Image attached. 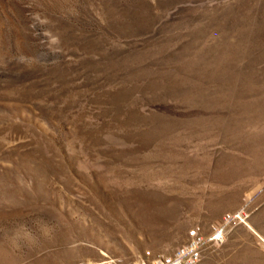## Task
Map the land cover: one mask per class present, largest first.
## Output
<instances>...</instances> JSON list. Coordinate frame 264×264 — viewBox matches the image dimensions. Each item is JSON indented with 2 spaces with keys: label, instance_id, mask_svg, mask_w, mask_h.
<instances>
[{
  "label": "rangeland",
  "instance_id": "374dc122",
  "mask_svg": "<svg viewBox=\"0 0 264 264\" xmlns=\"http://www.w3.org/2000/svg\"><path fill=\"white\" fill-rule=\"evenodd\" d=\"M218 225L198 264H264V0H0V264Z\"/></svg>",
  "mask_w": 264,
  "mask_h": 264
},
{
  "label": "built area",
  "instance_id": "2783aa9c",
  "mask_svg": "<svg viewBox=\"0 0 264 264\" xmlns=\"http://www.w3.org/2000/svg\"><path fill=\"white\" fill-rule=\"evenodd\" d=\"M244 215L239 212L236 215L228 214L224 217V224H229L236 219H241ZM223 226H214L213 234L206 237L200 226L193 227L188 233V241L184 245L175 249V254H156L146 251L143 257L136 264H198L202 258L203 248L207 242H219L224 236ZM99 264H119V261L107 257L106 261Z\"/></svg>",
  "mask_w": 264,
  "mask_h": 264
},
{
  "label": "bare ground",
  "instance_id": "6f19581e",
  "mask_svg": "<svg viewBox=\"0 0 264 264\" xmlns=\"http://www.w3.org/2000/svg\"><path fill=\"white\" fill-rule=\"evenodd\" d=\"M173 254H175V253H173Z\"/></svg>",
  "mask_w": 264,
  "mask_h": 264
}]
</instances>
